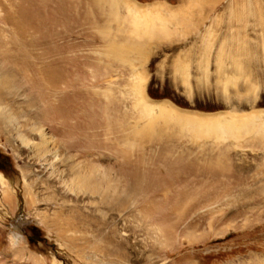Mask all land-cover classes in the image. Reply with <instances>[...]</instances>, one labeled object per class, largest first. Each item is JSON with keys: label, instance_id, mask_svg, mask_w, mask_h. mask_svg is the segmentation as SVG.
<instances>
[{"label": "rangeland", "instance_id": "rangeland-1", "mask_svg": "<svg viewBox=\"0 0 264 264\" xmlns=\"http://www.w3.org/2000/svg\"><path fill=\"white\" fill-rule=\"evenodd\" d=\"M107 6L0 0V264H264V0Z\"/></svg>", "mask_w": 264, "mask_h": 264}, {"label": "bare ground", "instance_id": "bare-ground-1", "mask_svg": "<svg viewBox=\"0 0 264 264\" xmlns=\"http://www.w3.org/2000/svg\"><path fill=\"white\" fill-rule=\"evenodd\" d=\"M102 2L104 1H106V3H108V6L107 7H109L110 6V8L112 9V12H114L115 13V10H116V8H117V0H101ZM111 12V11H110ZM114 15V14H113ZM116 46V45H115ZM148 47V46H147ZM121 48H123V53H125V52H127V51H130V52H133V53H135L136 55H138V56H140V55H142L143 53H144V51H143V48H144V44H141L140 42H135V43H128V44H123V45H120L119 46V49L121 50ZM118 50V49H117ZM118 52H119V50H118ZM123 53L121 52V54H119L120 56H122L123 55ZM129 53V52H128ZM122 59V58H121ZM118 61V60H117ZM123 62V61H122ZM139 90V89H138ZM141 91V90H140ZM139 95V94H138ZM141 102H143V101H141ZM2 104V103H1ZM152 105H156L157 107H156V109L158 108V110L161 112V116H163L162 118H165V119H174V116L172 115V114H167L166 113V109H165V106L163 105V104H155V103H153ZM159 105V106H158ZM2 107V106H1ZM145 107V106H144ZM143 108V107H142ZM146 108H148V107H146ZM151 108H155V107H153V106H151ZM150 107L148 108V109H151ZM145 109V108H144ZM143 109V110H144ZM147 111V110H146ZM165 112V113H164ZM175 117H177V116H175ZM0 118L4 121V122H7V123H9V122H12L13 121V119L11 118V116H10V114L9 113H7V112H5V111H2V109L0 108ZM178 118V117H177ZM175 119V120H177V122H179V125L181 124V122H182V119L181 118H178V119ZM184 122V121H183ZM198 122V121H197ZM215 122V121H214ZM204 123V122H203ZM201 124V123H199L198 124V127H199V129L197 128V131L196 132H198L199 130H201L202 131V129H200V128H202V127H204L205 128V131H203L202 133L203 134H205V135H209V134H217L218 136L220 135H222L223 134V132H222V128H221V125H216V124H212L211 122V125H208V126H204V124ZM207 123V122H206ZM218 123V122H217ZM208 124V123H207ZM202 126V127H201ZM204 128H203V130H204ZM194 131V130H193ZM200 133V132H199ZM24 138H28V137H20V140H21V143H24V142H29V141H27L26 139H24ZM29 139V138H28ZM41 139L43 140V142H44V139H43V136L41 137ZM219 139V138H218ZM45 143V142H44ZM24 145H26V143H24ZM28 146H29V144H28ZM42 147V143L39 145V147H38V150L40 149ZM93 175V174H92ZM85 179V177H81V179ZM90 178V177H89ZM82 181V180H81ZM65 184V183H64ZM65 187L68 189V191H70V192H72V193H75V194H77L79 191H82V192H84L87 188V181H82L81 183H74V181H70L69 182V184H66L65 185ZM91 187H93V186H91ZM95 189V188H94ZM88 191V190H87ZM90 191V190H89ZM91 192V191H90ZM95 192V191H94ZM92 194V193H91ZM94 194V193H93Z\"/></svg>", "mask_w": 264, "mask_h": 264}]
</instances>
